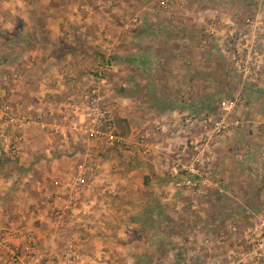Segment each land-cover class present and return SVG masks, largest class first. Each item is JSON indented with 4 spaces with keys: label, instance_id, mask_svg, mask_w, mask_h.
I'll use <instances>...</instances> for the list:
<instances>
[{
    "label": "crops",
    "instance_id": "1",
    "mask_svg": "<svg viewBox=\"0 0 264 264\" xmlns=\"http://www.w3.org/2000/svg\"><path fill=\"white\" fill-rule=\"evenodd\" d=\"M153 1L0 0V235L13 224L33 230L45 257L61 254L72 242L77 264H145L159 257L155 245L164 235L156 230L160 218H145L156 208L149 196L172 204L179 193L173 180L193 156L187 141L204 132L200 121L185 119L209 110L213 92L204 89L210 80L199 67L214 71V46L198 41L223 8L215 0H176L163 10L158 0L154 10ZM134 19L137 24L126 31ZM112 49L122 50L133 76L123 77L127 88L121 96L114 95L109 76L100 81L90 72L98 52ZM9 62L19 71H4ZM91 91L112 117L127 120L118 140L90 136L83 124L75 129L58 116L70 98ZM3 102L13 106L17 124L3 117ZM241 142L233 131L211 145L223 173H230L228 160ZM14 143L17 152L10 149ZM250 143L246 151L254 152L258 144ZM243 159L233 161L236 170ZM82 170L92 186L77 196ZM14 243L24 246L25 240ZM4 256L0 264H14Z\"/></svg>",
    "mask_w": 264,
    "mask_h": 264
},
{
    "label": "rangeland",
    "instance_id": "2",
    "mask_svg": "<svg viewBox=\"0 0 264 264\" xmlns=\"http://www.w3.org/2000/svg\"><path fill=\"white\" fill-rule=\"evenodd\" d=\"M159 1L154 0L152 4H148L152 9L159 10ZM213 2L220 4L223 8L216 13L218 19L223 17L220 23L221 27L216 31L215 36L206 31L201 36V40L198 41L201 44L202 39L209 40L206 43L207 46H214V50H211L213 54L211 57L214 60L212 69L214 71L209 69L207 72V70L202 69V66L199 67V71L204 74L202 77L205 80H210L204 89L209 87L210 91L213 92V97L209 99L211 104L207 114L217 116L221 101L233 98L236 93H241L243 95L242 103L238 105L232 116L233 120L239 119L240 122L228 134L233 131L239 132L242 142L240 145L234 146V151L231 152V159L228 160L230 172L228 174L221 170L217 153L213 147L211 148L209 153L213 156L211 169L215 171L213 178L223 179L222 191L212 184L206 186L203 193L187 189L182 194L176 192L177 199L173 198L171 199L172 204L167 203L165 205L157 197L150 194L149 199L156 208L154 207L155 211L147 210L145 218L148 222L160 218L161 226H157L156 230L159 228L158 230L164 236L155 245L159 257L155 260L146 259L145 264H206L212 260H226L232 255L233 250H253L254 243L248 235L251 233L248 231L251 228L250 217L253 214L264 215V141L259 140L261 135L264 136V81L250 82L242 79L222 54L220 47L224 30L232 25L242 28L246 17L254 14L257 10L264 12V0L259 1V5L253 0H215ZM163 10H169V8ZM209 19L207 17V20ZM137 22L126 28V31H129ZM188 23L192 24L191 21ZM198 37L200 36L198 35ZM262 41L264 42V40ZM121 51L120 49L99 51L95 57L97 61L108 59L113 62L114 66L106 71L104 77L107 75L113 80V90L116 96L126 93L127 86L123 85L125 82L123 77L126 78L127 74L132 76L131 73H128L130 66L125 65V54L123 55ZM200 55L195 53L193 58L201 59ZM18 65L22 64L18 63ZM23 67L26 66L23 64ZM18 68L9 62L4 66V71L13 74L19 71ZM26 68L28 69V67ZM94 68H96V64ZM159 68L164 70V66H159ZM90 72L93 73L92 70ZM138 85L136 83L130 87H134L135 90L139 89ZM203 85V82L197 84L198 91L203 90ZM187 87H182L184 93L187 92L185 89ZM182 91L183 99L187 100L188 98L184 96ZM112 101L115 103L117 100ZM149 101L151 102V97H149ZM250 123L255 126L250 127ZM251 136L256 138H250ZM251 140L254 145L258 144L257 148H254L257 152L255 150L254 152L246 151L250 149ZM242 157L244 159L240 161V170H236L233 161ZM174 191L176 190L173 186ZM155 214H158V217H155L157 216ZM234 225L237 226L235 230L233 229ZM0 255H5L4 258L7 256L5 263L16 264L9 257V254L0 250ZM249 261L250 258H247V262Z\"/></svg>",
    "mask_w": 264,
    "mask_h": 264
},
{
    "label": "built area",
    "instance_id": "3",
    "mask_svg": "<svg viewBox=\"0 0 264 264\" xmlns=\"http://www.w3.org/2000/svg\"><path fill=\"white\" fill-rule=\"evenodd\" d=\"M175 5L176 0H160L162 8L167 9ZM222 20L223 17L218 19L216 15L213 16L207 31L215 36L216 31L221 27ZM129 26L130 24L127 23L125 28H129ZM224 31L220 47L229 64L244 80L250 82L264 81V42L262 41L264 40V12L257 10L254 14L246 17L242 28L232 25ZM204 42L208 43L209 40ZM112 66H114L113 62L108 59L99 60L96 68L92 69V75L98 80L104 81V74ZM242 96L241 93H236L233 98L221 101L217 116L205 113L200 117L196 115L186 117L185 121L190 124L200 121L204 132L200 138L187 141V147L192 149L193 156L180 164V169L177 171L178 176L173 180V186L179 193L182 194L187 189L203 193L205 187L210 184L220 191L223 190L221 186L223 179L213 178L215 172L214 169H211L213 156L209 153L211 152V145L216 139L225 136L238 126L239 119L233 120L232 116L238 105L242 103ZM13 111V106L9 102H3V117L7 122L17 124L19 120ZM56 115L57 111L50 112V116L56 118ZM81 115L84 117L82 122L80 121ZM58 116L70 123L75 129H79L80 125L83 124V131L90 136H106L110 141L119 139L115 133L116 125L113 122V117L109 109L101 104L96 91L88 92L82 97L71 98L67 104L60 107ZM53 125L54 128H57L58 123L55 122ZM104 126H106L105 129ZM142 143L147 147V143ZM11 149L17 152L20 147L14 143ZM84 172V170L81 171L75 182V195L77 196L81 195L84 190L91 189L92 186ZM250 225L251 228L248 231L251 233L248 235L254 243L253 250H233L232 255L226 260H212L206 264H264V215L253 214L250 217ZM233 229H237V226L234 225ZM19 237L24 238V246L14 243V240ZM0 250L7 252L16 264H77L80 261L79 253L72 242L59 255L42 256L39 252L37 234L33 230L24 231L16 224L2 230ZM247 258H250L249 262H247Z\"/></svg>",
    "mask_w": 264,
    "mask_h": 264
},
{
    "label": "trees",
    "instance_id": "4",
    "mask_svg": "<svg viewBox=\"0 0 264 264\" xmlns=\"http://www.w3.org/2000/svg\"><path fill=\"white\" fill-rule=\"evenodd\" d=\"M113 122L116 125V129H115V133L116 134H120L122 132V127L125 126V124L127 123V120L125 118H121V117H113ZM104 129L106 128V126L103 127Z\"/></svg>",
    "mask_w": 264,
    "mask_h": 264
}]
</instances>
